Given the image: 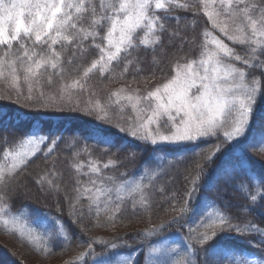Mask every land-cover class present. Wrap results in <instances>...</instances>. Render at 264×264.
I'll use <instances>...</instances> for the list:
<instances>
[{"label": "trees", "instance_id": "trees-1", "mask_svg": "<svg viewBox=\"0 0 264 264\" xmlns=\"http://www.w3.org/2000/svg\"><path fill=\"white\" fill-rule=\"evenodd\" d=\"M195 1L197 2V0ZM89 2L99 4L100 0H89ZM111 2L112 0H103L105 5ZM188 2L189 0H183L182 4L193 6L192 11H188L187 7L179 8V4H176L177 7L173 10L172 16L178 19H169L167 26L169 33L175 29L177 35L169 42L166 33L164 47L161 48L154 43L155 36L153 35L152 39L149 38L147 45L140 44L136 47L132 56L123 58V52L121 59L111 62L108 68L102 71L93 70L88 77L81 75V77L87 78V81H81L83 89L86 84L92 83L94 91L104 97L102 98L104 100L102 105L104 114H108L107 103L120 87L132 85L138 87L139 90H144L146 87H149L146 90H153L171 79L170 77L173 76L177 67L197 59L200 51L203 50L205 34L211 30V25L207 15L201 9L202 4L197 2L195 5H190ZM195 6H199V11L196 10ZM192 17L194 19L196 17V19L194 20ZM95 19L98 21L99 16ZM90 24L91 20L84 24L82 35L86 36L87 39L81 41L79 52L75 55L78 57L71 56L67 46L62 51L64 58L61 68L62 75L59 76L58 81L67 77L66 75L73 70L74 66H80L81 72H84L91 63L99 59L100 47L106 51L107 40L102 37L106 36L107 30L105 29L101 35H89V33L94 34L96 32L95 25L89 27ZM139 35L140 39L144 38L143 32H140ZM226 42L236 53L241 56L244 55L241 45L228 40ZM68 60H73L75 63H67ZM232 62L243 68L240 61ZM247 78L246 70V80ZM256 78L259 79L258 76ZM65 84L72 83L64 82L61 85V88L64 89L58 87L53 88V91L56 93L63 92L68 97L73 98L81 96L82 92H73L71 89L65 88ZM258 94L250 129L246 137L238 143L228 145L222 153L217 154L211 164L208 158L214 155L215 146L220 143V140L215 137H207L195 144L177 147H171L168 144L152 145L150 142L135 140L131 136L119 132V121L113 123L107 119L109 123H101L100 117L97 116L94 120L92 117L83 116V112L75 110L66 111L65 114L71 115L70 117L45 116L36 113V110L22 111L1 101L0 129L10 130L17 136L11 146L12 151L17 149L27 137L21 138L18 135L55 136L57 138L55 145L47 142L40 152L29 159L25 165L17 168L18 170L23 169L17 177V183L29 182L30 179V186H32L33 179L56 173L59 183L68 180L69 190L74 191L80 183L85 182L87 177L89 178L86 166L90 162H96L101 164V167L108 164L102 167V172L98 175L102 180L106 181L105 178H108L110 179L108 182L120 184L126 180L134 179L137 181L136 178H140L141 186L135 191L132 190L134 196L125 195L120 198L114 192L115 187L109 188L111 194L108 197H105L100 204H94L87 208L86 212L94 222L91 220L81 222L76 221V219L73 220L72 215L68 213L69 210L67 212L63 210L65 207L62 206L60 200H57V203L60 204L50 202L51 205L64 207L57 210L51 206L48 208L49 205L37 203L36 200L31 201L30 198L22 197L20 194L19 198L13 197L17 200L15 207H11V201H8L7 204L0 203V207H9L12 214L25 215L26 219H31L29 223L34 226H38V223L32 219L35 218V214H41V217L45 218L46 216L47 218L50 217L54 221H57L58 218L64 221L65 236L57 235L58 232L54 235V232L50 233L46 229L38 231L40 234L36 241L26 238L22 242L35 255L44 259L56 257L59 253H67L71 255V260H75V255L80 250H87L88 243L92 240L116 243L117 249L121 251H127L129 247H141L140 244L145 240L157 238L147 235L148 232L146 231H150L152 225L157 228L160 224L172 222L176 217L175 220H178V223L169 225L159 237L174 232L173 230L177 226L182 225L181 227H185V229L177 228L181 229L179 232L185 235L192 245L202 247V245H196L195 241V237L201 235L197 228V221L192 223V229H188L186 220L189 216L180 211L181 205H184V202L189 198L188 193L193 190L192 181L195 180L198 190L200 189L201 192L202 189V192L205 193V198H199L197 191L192 198L191 208L197 209L199 205H203L201 202L204 201L207 203V210H211L214 213L212 215L218 217L217 223L219 225L223 224L220 221L227 216L232 219L233 225L238 224L242 229L249 225L261 229L260 232L246 231L241 238L228 237L219 233L204 249L196 250L197 264H207V257L215 252L222 253L225 262H229V264H249V262L250 264H264V224L260 223L264 221V212L258 209L248 211L240 192L227 185L222 174L220 176L217 174L219 167L234 165L238 158L243 157L247 162L245 171L255 175L260 183H264V161L255 159L246 152L250 136L255 133V130L260 129L259 126H264V88H261ZM262 130L264 131V128ZM61 137L62 139H60ZM220 138L223 139V135H220ZM51 146L53 149L49 152L48 148ZM4 162L5 160L0 157V174L6 172L3 171ZM62 165L68 168L69 176L61 173L60 167ZM76 166L85 167L83 173L80 169L77 170ZM84 172L88 175L86 176ZM170 179H173L174 183L168 184ZM52 183L54 185V181ZM57 185L58 189L62 188L61 184ZM33 186L35 188L34 184ZM114 197L116 199H113ZM142 197H145V200L139 204L138 202L141 201ZM163 198L165 201L160 206L155 204L156 200H163ZM179 213L180 217L177 216ZM237 213H239L238 216ZM136 223L142 224V228L128 227ZM116 225L123 228L122 230L116 229L115 236L110 238L99 237L103 238L102 240L93 237L94 233H98L95 228L108 230L119 227ZM86 226L90 227L89 230ZM85 227L86 229H84ZM83 229L89 233L84 234ZM1 232L13 238V241L18 242L20 238H24L18 232H14L13 229H4ZM78 236L81 240L78 239ZM189 236H192L193 239L189 240ZM24 246L21 245L20 247L24 248ZM93 248L97 255L101 254L98 245H93ZM109 249H111L110 245ZM0 255L2 258L5 256L12 264H19L17 257L10 253L8 248L4 249L1 245ZM94 257L90 256V260ZM135 263L141 264V260Z\"/></svg>", "mask_w": 264, "mask_h": 264}, {"label": "snow or ice", "instance_id": "snow-or-ice-1", "mask_svg": "<svg viewBox=\"0 0 264 264\" xmlns=\"http://www.w3.org/2000/svg\"><path fill=\"white\" fill-rule=\"evenodd\" d=\"M218 3V12H205V15L212 20L214 15L223 14L229 20L235 19L239 22V38L229 34V39L241 45L244 55L236 53L234 49L227 47L218 39L213 43L222 53L221 59L229 63L240 61L243 68L227 66L221 69L211 63L212 53L208 54L207 61H201L202 72L195 71L192 64H187L183 74L177 70L176 75L163 84V91L157 88L148 93L149 98L156 101V106L152 109V115L146 117L147 123H141L139 128L135 124L131 129L120 127L119 132L135 140L150 141L152 145L195 142L202 137H215L220 140V143L215 146L214 155L208 158L210 164L228 145L245 137L255 110L256 94L264 88V0H258L256 3H250L249 0H227V2L218 0ZM175 7H177L176 0H112L107 5L103 3V0H100L99 4L90 3L89 0H0V78L4 83L11 85L6 94L0 96V101H9L28 109H36L37 112L41 108L46 109L44 94L41 92L34 97L31 87L25 94L21 84L45 76L50 78L62 75L60 68L63 64L59 53L67 46L71 56L78 54L81 41L87 39L81 33L84 30V24L89 20H91L89 27L92 25L96 27V32L89 35H101L105 29L107 30L106 36L102 38L107 40L108 48L105 51L103 47H100L99 59L91 63L90 67L84 71V77H88L93 70L102 71L110 62L121 59L122 51H124L123 58L132 56L136 47L140 44H148L150 35L155 36V44L161 48L164 47L166 33L169 42L177 35L175 29L169 33L167 26L169 19H178L172 16ZM178 7H187L188 11H192L193 6L179 4ZM195 7L199 11V6ZM225 7L228 9L227 12L224 11ZM97 16H99L98 21L95 19ZM221 31L228 34L224 28H221ZM140 32L144 33L143 39H140ZM37 47L45 53L44 56L39 53L34 55L32 51H29V48ZM67 63H75V61L68 60ZM129 63H131L130 60ZM218 63L219 61H216V64ZM49 69H51L50 72ZM257 76L259 79L256 78ZM220 79L226 82L230 80L231 83L225 87L218 82ZM65 88L73 92L83 91L79 79L74 80L72 84H65ZM55 99H61L59 107L61 113L64 112L66 104L73 103L70 99L65 100L59 96L50 100L49 103H54ZM74 110L78 111L75 107L68 108L69 112ZM82 115L92 117L94 120L98 116L92 108L83 112ZM156 117H161L157 121L158 127L150 130L149 125ZM99 119L101 123H109L104 117ZM229 120H231V130L225 131L221 139L220 130L229 123ZM161 128L166 130V134H159ZM18 136L22 138L30 135ZM16 138L14 132L0 129V157L12 162L11 168L0 174V203L7 204L11 201V207H15L17 202L13 197L20 196V184L17 183V177L23 171V169L18 170L16 164L21 154H14L11 150ZM45 141L55 145L57 138L41 136L38 139L30 138L28 143L43 144ZM249 151L252 155L264 154V144L250 146ZM256 158L259 159V157ZM246 163L243 157H240L234 165H226L224 181L232 189L240 192L248 211L258 209L264 212V199H262L264 183H260L255 175L245 171ZM192 183L194 187L188 193L189 199L180 208L185 215L191 212L192 198L198 191L196 181L193 180ZM102 191H105L106 197L111 194V189ZM9 211V207H0V222L5 226H8L9 221L3 217H7ZM220 222L225 225L221 232H234L238 236H244L246 231H261L254 225L242 229L238 224L233 225L232 219L227 216ZM54 223L64 225V221L59 218ZM175 223H178V220L160 224L157 228L150 230L147 235L159 237L169 225ZM260 223L264 224V221ZM217 235L218 233L213 232L211 235L205 233L195 237L196 245H202V247L187 244L189 255H178L172 264H197L196 250L204 249ZM188 239L192 240L193 237L189 236ZM153 240L148 239L140 244L144 249L143 264H162L154 258L165 251L164 245L153 243ZM93 245L100 247V255L96 254ZM109 245L112 251L117 249L116 243L92 240L88 243V251L85 255L96 256L92 260L95 261L112 252L107 251ZM109 264H116V261H109ZM124 264H135V261L126 260Z\"/></svg>", "mask_w": 264, "mask_h": 264}, {"label": "rangeland", "instance_id": "rangeland-1", "mask_svg": "<svg viewBox=\"0 0 264 264\" xmlns=\"http://www.w3.org/2000/svg\"><path fill=\"white\" fill-rule=\"evenodd\" d=\"M182 1L183 0H176V4H182ZM197 2H200L202 4L201 9L204 11V13L205 12L216 13L219 11L218 0H216V3H214V0H197ZM197 2L195 0H189L188 4L195 5ZM225 2H227V0H225ZM249 2L256 3L258 2V0H249ZM224 11L227 12L228 9L225 7ZM192 18L194 19V17ZM209 21L211 25V30L206 33L207 35L203 43L204 44L203 50L200 51L197 59L186 62L185 64H182L179 67H177L175 69V73L173 74V76L170 77L171 79L176 75L177 70H180L181 74H183V71L185 70V67L187 64H192L195 71L202 72V69L200 68V63L201 61H207L209 53L213 54V60L211 63L215 64L217 67L221 69L227 66L238 67L233 62L229 63L228 61L221 59L222 53L218 51L213 41L218 39L223 44H225L227 47L232 48L227 44L226 41L228 40V41L234 42L233 40L229 39V34L236 37L237 39L239 38L240 36L239 30H238L240 27L239 22L235 19L229 20L223 14L214 15L212 20H209ZM221 28H224L228 34H225V32H222ZM149 38L152 39L153 35H150ZM30 43L31 42H29V44ZM106 46L108 48L107 42H106ZM107 48H106V51H107ZM257 50H259L258 46H257ZM29 51H32L34 55L37 53H39V55L41 56L45 55V53L41 51L39 47L35 49L29 48ZM249 51L251 52L250 47H249ZM123 52L124 51H122V53ZM59 55L61 56V63H62L64 59L63 53L60 52ZM75 57H78V56H75ZM216 61H219V63L216 64ZM101 63H103V61H101ZM110 64L111 62L107 64L105 68H108ZM81 70L82 69L80 68V66H74L73 70L69 71V74L66 75L67 77L63 78L61 81L57 80L60 75L52 76L50 78L45 76L35 81L22 82L21 87L25 94L28 93V89L31 87L32 95L34 97L38 96L41 92L44 94V103L47 105V108L46 109L41 108L39 112H36L40 115L70 117L71 115L65 114L66 111H68L69 107H75L80 112H84V111H87L89 108H92V109H95L96 113L98 114V117H104L106 119H110L109 121L113 123H116L119 121L120 127H128L131 129L133 124H135L137 128H139L141 123L146 124L147 123L146 117L152 115V109L155 108L156 101L154 99L149 98L148 93L155 91L157 88H160L161 91H163V84L167 83L170 80L168 79L162 85L157 86L153 90H149V89L146 90L149 87H146L144 90H139L138 87L132 86V85L120 87V89L114 92L112 98L107 103L108 114L107 113L104 114L102 111V105L104 104L103 102L104 100L102 98L104 97H102L99 93H96L94 91V87L92 86V83L85 85L80 97H74V98L68 97V95L64 94L63 92L56 93V91H53V88H58V87L61 88V85L64 82L73 83V81L76 79H79L80 81H87V78L81 77V75H83L84 73V72H81ZM50 71L51 69H49V72ZM60 72H61V68H60ZM218 82L225 87H227L231 83L230 80L226 82L223 79H220ZM237 83H239V81H237ZM10 87H11L10 83H4L2 78H0V96L5 95L6 92L10 89ZM61 89H64V88H61ZM58 91H60V89H58ZM193 91H195V89H193ZM258 93L256 94L257 98L259 96ZM57 96L62 97L65 100L70 99L73 102L72 104H66L65 110L63 113L59 111V107L61 105V99H55L54 103H49L50 100H53ZM4 102L7 104H10V106H13L14 108L28 112V108L26 107H22L21 105H17L9 101H4ZM32 110H36V109H30V111ZM160 119L161 117H156L153 123L149 125V129L150 130L156 129L158 127L157 121H159ZM230 125H231V120H229V123L226 124L225 127L220 130V135H223L225 131H230L231 130ZM259 127L261 130L260 129L255 130V133L250 136L248 140V146L246 148V152L253 158L257 159L256 157H259L261 161H264V154L254 153L253 154L254 156H253L252 153L249 151L250 146H259L261 144H264V131L262 130L264 126L261 125ZM247 133L245 134V137ZM142 134H143V131L141 130V135ZM159 134L161 135L166 134V130L162 128L159 129ZM39 137H41V135L27 136L26 139L23 141V143H21L17 149L15 148L12 151L14 154L15 153L21 154V156L18 157L16 161L17 168L25 165L28 162V160L31 159L33 156H35L38 152H40L42 147L48 142V141H45V143L43 144L35 143V142L28 143V140L30 138L38 139ZM204 138H207V137H202L195 142L158 143L156 145L168 144L171 147H177V146H182L186 144H195L196 142ZM240 141H234L232 144L238 143ZM49 149L52 150L53 146L49 147L48 151ZM4 163L5 164L3 167V171L4 170L7 171L9 168H11V163H12L11 160L5 161ZM107 165L108 164H105V166ZM102 167H101V164L99 163L90 162V164L86 166V168H88L89 178L87 177V180L85 182L80 183L75 188L74 191L69 190V187H68L69 185L67 182L68 180H63L62 182L59 183L58 177H56V173H53V174H50L49 176L45 175L46 177L40 176L38 177L39 179L37 178L33 179V184L35 185V188L33 184L32 186H30V183H31L30 179L28 180L29 182H21L20 183V194L22 197L30 198L31 201L36 200L37 203L49 205L48 208L51 206V208H56L57 210H61L60 208L65 207L67 209L64 208L63 210L66 212L69 210L68 213L72 215L73 220L76 219V221L78 222H81L83 220L90 221L91 218L88 216V213L86 212L87 208H89L91 205H94V204H98V203L100 204V202L104 200L106 195H105V191H102V190H107L111 187H115L114 192L117 194L118 198H120L125 195H132L133 194L132 190L135 191L139 186H141L140 178H136L137 181H134V179L130 181L126 180L125 182H122L120 184L108 182L110 180L108 178H105L106 181H104L102 180V178L98 177L100 172H102ZM84 168L85 167L76 166V169L77 170L80 169L82 173H83ZM60 171L61 173H65L67 176H69L68 175L69 171L66 166L62 165L60 167ZM84 173L86 174V176L88 175L86 172ZM224 173H225V166L219 167V171H217L218 176L222 174V177H223ZM53 181H54V185H52ZM171 183H174L173 179L168 180V184H171ZM57 184H61L62 188L60 187L58 189ZM213 184H211V186H213ZM198 194H199V198H202V199L205 198V193L202 192V189H201V192H200V189L198 190ZM144 198L145 197H142L141 201H139L138 203L141 204L142 200H145ZM113 199H116V197H114ZM57 200L62 201V206L64 207H58V206L51 205L52 202L55 204H60V203H57ZM164 201H165V198H163V200L159 199V200H156L155 204L160 206ZM201 203H203V205L202 206L199 205L197 209L191 208V212L188 214L189 217L186 220L188 229H192L191 228L192 223H195V221H197V228H198V231L201 233V235L205 233L208 235H211L213 232H215L218 234L220 233V235H224V236L227 235L228 237H237V238L243 237V236H238L234 232H229V231L221 232V230L224 229L225 225L223 224L219 225L217 223L218 217L213 216L212 214L214 213H212L211 210H207L206 202L202 201ZM182 206L183 204L181 205V207ZM88 210H91V209H88ZM41 216H42L41 214H35V218H32L36 223H38V226L36 225L34 226L29 223L31 219H26L25 215H21L20 213L12 214L11 211H9L8 216L3 217V219H7L9 221L8 226H5L2 222H0V245L4 249L8 248L10 253H13L17 257L19 264H70L73 261L74 262L72 264H109V261H113V260L116 261V264H124L126 260H134L135 262L141 260V264H143L144 249L142 250V248L139 246L129 247L127 251H121L120 249H115L114 251H112V249H108V251H112V252H109L107 254V251H106L104 253L105 255L107 254L106 256L102 258H98L95 261H92V260H94L96 256L92 260H90V256L85 255L88 249L80 250L79 253L75 255L74 257L76 258L75 260H71V255H68L67 253L66 254L59 253L56 257L49 258V259H44L42 257H39L38 255H35L32 252V250L24 246V243L22 242L25 241L26 238L36 241L38 239V235L40 234L38 233V231H42L46 229H48L50 233L58 232L57 235L60 234L61 236H65V230L63 229V226L61 224L54 223V219H51L50 217L47 218L46 216L45 218ZM177 216L180 217V213L177 214ZM176 218H174L173 221ZM92 221L93 220H91V222ZM121 225L123 226V224ZM116 226H119V225H116ZM141 226L142 224L136 223L131 226L129 225L128 227L129 228H137V227L142 228ZM181 226L182 225L177 226L173 230L174 232H171L170 234L163 236V237H157L153 240V243L162 244L164 245V248H165V251L162 254H158L154 258V260H159L162 262V264H172L173 260L178 255H189L187 244L189 245H192V244L187 240L185 235L179 232V230L181 229H177V228H182ZM86 227H87V230H89L90 227L88 226ZM86 227L84 229H86ZM122 228L123 227L119 226L117 228L108 229L109 231L106 229L104 230V229L95 228V231L98 233H94L93 237L97 239L99 237L110 238L116 235V232H117L116 229L122 230ZM155 228L156 227H153L152 225L151 230ZM4 229H13L14 232H18L21 236H24V238L23 239L20 238L18 242L13 241V238H10L9 236L4 235L1 232V231H4ZM84 229H83V233L85 232L84 234H88L89 232L86 233V230ZM183 229H185V227L182 228V230ZM193 229L195 228L193 227ZM146 232H149V231H146ZM78 239L81 240L80 236H78ZM102 239L103 238H99V240H102ZM21 245L24 246V248L20 247ZM136 253H139V255L134 256V254ZM0 262L2 264H12L10 260L3 259L2 257L0 258ZM207 264H225V260H224L222 253L215 252V253L210 254L207 257Z\"/></svg>", "mask_w": 264, "mask_h": 264}, {"label": "bare ground", "instance_id": "bare-ground-1", "mask_svg": "<svg viewBox=\"0 0 264 264\" xmlns=\"http://www.w3.org/2000/svg\"><path fill=\"white\" fill-rule=\"evenodd\" d=\"M1 256V255H0ZM5 257V256H4ZM1 258V257H0ZM3 259H6V258H3ZM0 264H2L1 262H0Z\"/></svg>", "mask_w": 264, "mask_h": 264}]
</instances>
